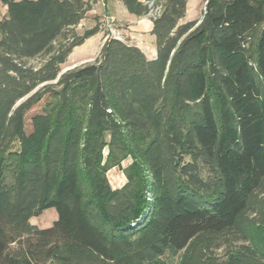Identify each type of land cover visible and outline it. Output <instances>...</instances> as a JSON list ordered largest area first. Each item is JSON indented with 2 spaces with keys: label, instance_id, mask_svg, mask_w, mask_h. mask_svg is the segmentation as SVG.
<instances>
[{
  "label": "trees",
  "instance_id": "16d2710c",
  "mask_svg": "<svg viewBox=\"0 0 264 264\" xmlns=\"http://www.w3.org/2000/svg\"><path fill=\"white\" fill-rule=\"evenodd\" d=\"M159 2L154 59L109 37L62 71L90 1L0 0V264H264V0Z\"/></svg>",
  "mask_w": 264,
  "mask_h": 264
},
{
  "label": "crops",
  "instance_id": "0c3cea01",
  "mask_svg": "<svg viewBox=\"0 0 264 264\" xmlns=\"http://www.w3.org/2000/svg\"><path fill=\"white\" fill-rule=\"evenodd\" d=\"M90 4L92 6L91 9L95 10L98 14L93 15L91 13L92 10H90L85 17L81 20V22L78 24L80 25V28L76 29V32H78L79 35H82L85 30H90L97 26L99 22H101V14L102 12L108 11V13L115 16L117 19V24L121 25V31L125 35L124 38L126 41H128L131 44L136 45L139 47L148 58L154 59L157 55V45H156V37L152 34V28H153V22L148 20L145 16H135L128 12L127 8L120 0H89ZM145 1V0H141ZM204 2V0H187V10L186 15L181 20L182 23L192 20H200L202 18L199 16H196L195 10L200 7L201 3ZM5 12V8H3ZM203 15V14H202ZM86 26L87 28H84ZM84 29V30H83ZM106 30H109L106 28ZM108 34V31H102L101 29L98 30V32L87 38L83 44L80 46H77L74 48L73 52L68 57V60H71L76 53V51H93L96 49H93L91 47L96 44L97 50H101L104 42H105V35ZM79 61H76L73 63V65L68 66H78L77 63H80L83 61L82 58L77 59ZM68 62V61H67ZM69 69V68H68Z\"/></svg>",
  "mask_w": 264,
  "mask_h": 264
},
{
  "label": "rangeland",
  "instance_id": "374dc122",
  "mask_svg": "<svg viewBox=\"0 0 264 264\" xmlns=\"http://www.w3.org/2000/svg\"><path fill=\"white\" fill-rule=\"evenodd\" d=\"M147 4L151 3V7L149 8V12L148 14L145 16L148 20L152 21L151 18L155 17V12H157V5L154 2H146ZM205 9V2H202L200 7H198L195 10L196 16L201 17L203 14V11ZM91 13L93 15H97L98 13L91 9ZM0 11L3 12V6L0 4ZM103 14H101V22H99L97 24L98 29H101L102 31H108V34H106L105 36V42L107 40V38L109 37H114V38H118V36H121V38L123 40H126L124 38V34L121 31L122 26L117 24V19L115 18L114 15L108 13V11L102 12ZM110 17L114 18V21H111ZM77 28H80V25L75 27V31ZM84 28H87L86 26H84ZM106 28H108L109 30H106ZM88 29V28H87ZM84 30V29H83ZM87 31V30H85ZM78 33V32H77ZM104 42V43H105ZM96 44L91 46L93 47V51H76V53L74 54L73 58L71 60H68L62 64L61 68L62 71H66L69 69L74 68L73 66H68L69 63H71L70 65H73L74 62L79 61L77 59L82 58L83 61L80 63H77L78 66L81 65H85L88 63H94L97 58L100 55L101 50L99 51V49L97 50L96 48ZM104 45V44H103ZM103 47V46H102ZM102 49V48H101ZM42 60V57H37L33 60H31V64L33 65H38ZM77 67V66H75ZM46 102V99H44L40 104H38L36 107H34V109L30 112L29 115L33 114V113H37L40 112L42 110V108L44 107V104ZM107 154V152L105 153ZM132 163V159L131 158H127L125 160H123L121 162L120 165H117L113 168H111L110 170H108L107 172V177L110 181V184L112 185V187L114 189L116 188H121L122 186H124L127 181H128V172H129V167ZM58 218V213L57 210L55 208H50L45 210L41 215L36 216V217H32L30 222L33 225L38 226L39 228H47L53 225L54 221H56ZM181 257H182V253L177 254L176 256L173 257H169L166 256L165 259L167 260L168 264H179L181 261Z\"/></svg>",
  "mask_w": 264,
  "mask_h": 264
},
{
  "label": "built area",
  "instance_id": "2783aa9c",
  "mask_svg": "<svg viewBox=\"0 0 264 264\" xmlns=\"http://www.w3.org/2000/svg\"><path fill=\"white\" fill-rule=\"evenodd\" d=\"M145 2H154L156 3L157 5V12H155V17L154 18H151L152 20L155 19L160 11H161V8H162V5L160 4L159 0H145ZM111 21H114V18L113 17H110ZM118 39H122L121 36H118Z\"/></svg>",
  "mask_w": 264,
  "mask_h": 264
},
{
  "label": "bare ground",
  "instance_id": "6f19581e",
  "mask_svg": "<svg viewBox=\"0 0 264 264\" xmlns=\"http://www.w3.org/2000/svg\"><path fill=\"white\" fill-rule=\"evenodd\" d=\"M148 5H149V7H151V3L150 4L148 3Z\"/></svg>",
  "mask_w": 264,
  "mask_h": 264
}]
</instances>
